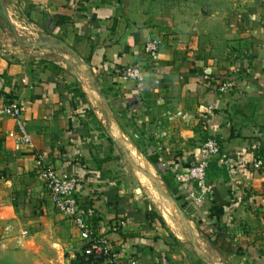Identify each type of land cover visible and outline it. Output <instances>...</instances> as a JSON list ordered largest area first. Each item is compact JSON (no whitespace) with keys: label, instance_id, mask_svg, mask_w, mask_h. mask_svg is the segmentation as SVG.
Returning <instances> with one entry per match:
<instances>
[{"label":"crops","instance_id":"obj_1","mask_svg":"<svg viewBox=\"0 0 264 264\" xmlns=\"http://www.w3.org/2000/svg\"><path fill=\"white\" fill-rule=\"evenodd\" d=\"M149 38L160 41L155 65L144 52ZM131 64L144 68L142 84L120 78L118 69ZM222 82L229 83L224 90ZM7 96L23 106L33 147L8 135L20 134L15 118L0 116V252L7 241L49 231L55 252L83 245L49 199L41 154L78 179V202L93 210L91 227L121 264L131 256L138 264L193 263L159 219H149L147 200L113 180L111 160L96 163L107 153L92 146L102 136L89 109L106 137L121 143L126 128L164 170L163 162L193 157L206 138L220 139L236 174L217 158L211 193L199 205L184 193L185 211L210 244L212 224L229 234L240 253L225 256L213 246L226 264H264V167L248 164L255 142L264 161V0H7L0 7V105ZM175 109L188 117L168 120ZM134 122L146 132L131 131ZM62 229L71 244L61 241Z\"/></svg>","mask_w":264,"mask_h":264},{"label":"rangeland","instance_id":"obj_2","mask_svg":"<svg viewBox=\"0 0 264 264\" xmlns=\"http://www.w3.org/2000/svg\"><path fill=\"white\" fill-rule=\"evenodd\" d=\"M4 1L7 5V0H0V7L5 5ZM73 85L76 87L78 86L77 84ZM75 90L77 91L79 89L75 88ZM86 114L92 122L95 131L98 132L99 136H102L101 141L96 140V143L92 144V146L95 147L96 155L98 150L101 152L106 150L105 153H107L104 157L98 155L95 159L96 163L101 164L103 161L111 160L110 163L113 164L112 168L114 170L112 172L113 180L117 184L121 185L123 192L136 196L142 200H147L148 204H150L152 212H155L159 221L162 223L164 231L168 233V237L170 236V238L180 242V244L178 243L179 247L178 245L176 246L178 248L177 251H180L179 249L182 248L188 258L192 259V264H226L223 257L217 253L207 238L200 234L196 222L186 214L183 206L181 205L182 201L180 200V202H178L173 196V193L161 176V169H159L157 164L160 161L158 162L157 160H154L153 157L151 158L147 154L145 142L142 143L138 138L130 134V131L126 128H124V131L129 133L127 135L130 138L126 136L127 139L124 138L121 143L120 141H111L108 137H106L100 121L95 115L93 116V112H89L88 109ZM129 125H132L131 131L134 130L142 133L146 132L145 125L139 126L136 122ZM141 153L147 155L144 157ZM152 175L156 177L157 180L159 179L158 181L162 183L161 185L163 186V190L166 191L167 195L169 194L168 197L160 198L159 190L151 182ZM172 185L173 184H171V186ZM164 205H166V208ZM170 212L174 213L171 214ZM49 233L52 234L51 231H49ZM50 234L43 235V232H39L30 236L29 240L26 236L22 237L23 240H16L15 238V240H12L10 244H8L7 241V250L0 252V264H80L78 260L80 248L75 245H68L62 250L59 247V252H55L53 247H51L54 243L51 242H55L56 239H54V237ZM68 234H70L68 229H62L60 232V239L63 243L71 244L70 241L67 240ZM77 239L80 240V237H77ZM192 242L195 243V247L199 244L206 251V257L202 256L196 250Z\"/></svg>","mask_w":264,"mask_h":264},{"label":"built area","instance_id":"obj_3","mask_svg":"<svg viewBox=\"0 0 264 264\" xmlns=\"http://www.w3.org/2000/svg\"><path fill=\"white\" fill-rule=\"evenodd\" d=\"M144 52L150 64L155 65L159 59L160 41L156 38H149L145 43ZM118 73L121 79L140 84H142L145 76L144 68L138 64L125 65L118 69ZM228 86L229 83L222 82L221 90ZM23 110L24 108L19 102L12 100L0 105V116L9 115L15 118L20 134L12 131L8 135L16 139L17 144L24 143L33 147V139L26 131L22 120ZM178 117L185 118L188 117V114L180 109L166 112V118L170 121ZM258 146L259 143L255 142L252 147L255 151H253L252 159L248 163L252 171H257L264 167L263 158L256 151ZM221 151V140L211 136L201 143L195 155L190 157V159L179 160L177 163L163 162L162 166L172 173L180 192L187 193L190 201L199 205L203 198L212 191V186L207 179L209 164L212 160L219 158L230 174H236L235 159L222 155ZM36 163L53 206L66 214L83 240L90 242L83 250L86 258L102 259L105 264H121L119 252L114 250L99 236L93 237V230L89 223L93 210L81 206L75 195L78 179L68 172L60 171L47 165L41 154H37ZM128 263L138 264L134 256L128 258Z\"/></svg>","mask_w":264,"mask_h":264},{"label":"trees","instance_id":"obj_4","mask_svg":"<svg viewBox=\"0 0 264 264\" xmlns=\"http://www.w3.org/2000/svg\"><path fill=\"white\" fill-rule=\"evenodd\" d=\"M81 98H84L83 96ZM13 99L9 98V96H7V101L6 102H11ZM83 101L85 99H82ZM109 140H111L110 138H108ZM217 159H214L210 162L209 164V170H208V182H211V179L213 178V176L218 175V173H221V170L219 167H217ZM158 167L161 172V176L163 178V180L166 182V184L168 185V188L171 190V192L173 193V196L176 198V200L178 202H180V200L182 201V197L184 196V193H181L179 190L178 185L176 184V182L173 179V175L171 172H169L168 170H164L161 167L160 162L157 163ZM170 181H169V179ZM170 182V184H169ZM171 184H173L172 187ZM229 202L231 203L232 201L229 200ZM181 205L183 206L184 210L186 209V205L183 204V202H181ZM187 215H189V212L185 211ZM149 219H154L156 216L155 212L151 211L148 213ZM158 218V217H157ZM93 230V237L96 236H100L97 233V229L92 228ZM207 237L209 238V240L211 241L212 245L219 250L223 255L228 256L234 253H240V250L238 248H235L233 241L231 239V237L229 236V234L223 229L220 228L214 224L211 225L210 230L207 232ZM83 240V239H82ZM89 241L87 240H83V245L81 246L80 249V253H79V263L80 264H105L103 262L102 259H98V260H94L91 257L90 258H86L83 250L89 245Z\"/></svg>","mask_w":264,"mask_h":264},{"label":"bare ground","instance_id":"obj_5","mask_svg":"<svg viewBox=\"0 0 264 264\" xmlns=\"http://www.w3.org/2000/svg\"><path fill=\"white\" fill-rule=\"evenodd\" d=\"M159 180V179H158ZM157 180V178L156 177H154L153 175L151 176V182L154 184V186L159 190V192H160V198L162 197V198H164V197H168V195H167V193H166V191L165 190H163V186L161 185L162 183H160L159 181ZM150 181V180H149ZM152 183H150V184H152ZM153 186V185H152ZM158 193V192H157ZM159 195V194H158ZM169 197H171V196H169ZM160 204V203H159ZM165 206V208H166V205H164ZM170 206V205H169ZM172 207V206H171ZM167 211V210H166ZM171 211V210H170ZM164 212H165V210H164ZM171 213V212H170ZM174 213V212H173ZM173 213H171V214H173ZM177 214V213H176ZM167 216V215H166ZM179 217V216H178ZM180 217H181V215H180ZM185 217V216H184ZM167 218V217H166ZM170 218V217H169ZM182 218H183V216H182ZM180 219V218H179ZM183 221V220H182ZM181 222V221H180ZM179 222V223H180ZM178 223V222H177ZM190 224V223H189ZM189 227V226H188ZM187 229V228H186ZM184 230V229H183Z\"/></svg>","mask_w":264,"mask_h":264}]
</instances>
